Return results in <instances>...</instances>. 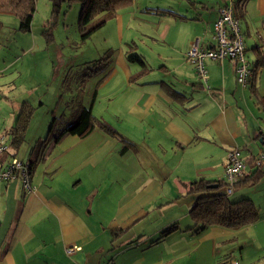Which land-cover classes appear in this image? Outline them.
<instances>
[{
  "label": "crops",
  "instance_id": "obj_1",
  "mask_svg": "<svg viewBox=\"0 0 264 264\" xmlns=\"http://www.w3.org/2000/svg\"><path fill=\"white\" fill-rule=\"evenodd\" d=\"M123 9L112 18L120 36L123 27L129 30L125 23L128 17L123 14L127 7ZM172 17L181 31H155L158 39L153 38L156 44L147 54L153 63L157 61V67L146 64L138 43L130 40L132 45H127V50L112 51L104 70L91 77L95 93L85 108L115 130L117 137L98 128L85 137L66 135L32 170L30 193L24 194L18 181L0 182V213L4 212L0 230L3 220L11 224L9 228L16 223L13 232L0 240V264H29L37 255L44 264H94L96 259L90 255L82 259L77 255V261H70L64 250L91 246L98 228L115 248L114 243L125 232L157 209H175V217L166 222L164 229L177 226L179 220L187 219L194 201V196H185L181 184L222 180L230 149H238L245 159L263 154L255 137L264 134V99L257 105L250 89L264 97V69L252 73L247 88H238L232 61L223 60L217 65L205 60L206 82L197 80L186 53L194 42L209 48L212 38L191 30L195 21L188 17ZM216 17L215 9L212 24H207L212 31ZM263 21L264 0H248L240 20L245 51L264 44ZM136 35L139 40L145 37L140 32ZM129 50L142 59L143 66L128 61ZM251 57L250 67L254 68V55ZM143 72V76L136 77ZM103 76L106 78L96 87ZM169 91L180 97L175 99ZM119 182L123 183L122 191L112 207V186ZM102 184L107 192L102 201L89 202V194H98ZM85 189L91 190L87 196L81 193ZM172 192L175 197H171ZM18 195L24 205L17 213ZM178 212L183 213L181 219ZM192 225L190 220L186 226ZM115 231L123 232L113 241ZM210 236L219 237L216 233ZM224 259L218 264H228ZM112 260V264H161L160 260L147 263L144 256L125 258L119 253Z\"/></svg>",
  "mask_w": 264,
  "mask_h": 264
},
{
  "label": "rangeland",
  "instance_id": "obj_2",
  "mask_svg": "<svg viewBox=\"0 0 264 264\" xmlns=\"http://www.w3.org/2000/svg\"><path fill=\"white\" fill-rule=\"evenodd\" d=\"M224 1L132 0L126 11L129 14L123 11L125 17H128L125 23L129 25V30L123 27L120 36L116 28L118 25L115 26L114 19H111L83 43L77 25L80 10L77 3L70 6L63 4L59 12L53 14L49 0H35V13L30 29L26 32L18 31V19L13 15L0 13V136L7 135L8 146L11 128L24 104L32 112L23 143L15 150L9 147L10 152L15 155L14 158L24 162L33 160V148L45 139L51 125L54 132H57L58 128H66L75 116L74 108L90 105L95 81L93 78H84L86 66H91L99 59L111 57V52L114 50H127V45H132L130 40H135L139 45L138 49L146 57V64L157 67V61L154 59L153 63L150 55H147L156 44L152 42L153 38L158 39L156 35L154 36L155 31L164 33L167 29H172L174 33H179L181 27H178V23H174L172 16L181 15L195 21L191 30L194 29L198 35L204 34V37L210 40L212 27L209 30L207 24H212L211 19L215 9L217 12V8L222 6ZM50 27L49 34L52 35V39L47 41L48 36L46 38L43 33ZM136 32H140L145 37L139 40ZM245 54L250 62L253 49L245 51ZM214 63L218 65L220 61ZM233 64L235 68V63ZM197 80L203 82L198 74ZM203 84L206 86V83ZM104 107L103 104L102 108ZM262 153L264 154V148ZM36 171L40 172V170ZM262 171L263 175L255 185L233 189V193L228 196L231 201L241 199L252 201L259 214V220L254 224L237 231L218 227L211 229L213 227L208 226L190 231L186 226L191 220L187 214L186 220H179L177 223L179 229L160 240L161 232L168 225L166 222L176 214L173 213L175 209L171 207L164 211L157 209L125 232V236L121 237L117 244L114 243L115 248H111L109 237L98 228L100 231H96V241L91 246L80 248L81 252L76 251L72 256L65 253V256L70 261H77V255L79 259L90 255L96 259L94 264H112L113 256L117 253L125 258L144 256L147 263L160 260L161 264H218L224 258L235 257L239 264H262L264 263V160ZM122 186V182L112 186L114 193L112 207L121 194ZM90 191L85 189L81 193L87 196ZM220 192L225 193V188ZM94 193L89 194V202L92 200L101 202L107 192H104L102 184L98 194ZM170 195L175 197L173 192ZM22 200L23 198L18 195L17 213L24 205ZM89 209L90 207L87 206L86 211ZM3 213H0V218ZM182 214L178 212L177 217L181 219ZM10 225L3 220L0 240L6 238L10 231L13 232L16 223H12L11 228ZM26 231L27 229H24V232ZM214 233L219 237L210 238L214 237L210 236ZM136 245L138 247L135 248ZM43 261L37 255L29 261V264H44Z\"/></svg>",
  "mask_w": 264,
  "mask_h": 264
},
{
  "label": "trees",
  "instance_id": "obj_3",
  "mask_svg": "<svg viewBox=\"0 0 264 264\" xmlns=\"http://www.w3.org/2000/svg\"><path fill=\"white\" fill-rule=\"evenodd\" d=\"M247 1L248 0H236L234 2V13L239 21L244 17L245 5ZM49 2L51 4L53 14L59 12L63 4L68 6L73 3L79 4L80 10L77 25L81 42L83 43L87 41L93 33L101 29L108 20H111L117 11L128 7L132 0H49ZM0 13L13 15L18 19V31L26 32L30 29L32 17L35 13V0H0ZM262 27L264 28V21L262 22ZM50 30L51 27L48 31L43 33L45 37L48 36V38L46 37L47 41H51L52 39V35L49 34ZM133 47L134 46L131 48ZM263 49L264 44L260 47L253 48V55L256 63L255 67L252 68L251 71L253 74L256 73L258 68L264 69ZM131 52L133 51L129 50L126 53V55H128V61L131 63H139L143 66L142 59L134 53L129 55ZM108 62L109 57H106L93 62L91 66H86L84 78L89 79L92 76L100 74L107 66ZM144 74L145 72L139 73L136 77H141ZM105 78L106 76H103L97 82L96 87H98ZM168 93H170L171 96H176L175 99L180 97L171 91ZM250 94L255 99L257 105L262 103L264 97L260 98L253 88L250 89ZM31 116L32 112L30 108L24 104L21 111L17 115L14 126L10 131L9 147L11 149L15 150L23 143L25 131ZM93 128H98L112 137L118 136L115 130L111 127L105 123L99 122L91 114L90 108L82 106L77 108L72 122L66 128L54 132L53 125H51L45 139L37 143L33 148V160L29 161L31 171L44 159L48 149L57 144L60 139L66 135L85 137L93 130ZM258 140H260V148H264V134H257L255 141ZM7 155L10 157L15 156L14 153L11 152ZM4 157H6V155H4ZM255 160L256 158L252 155H249L246 158L248 171L244 175L243 179L234 184L233 189L255 185L261 179L263 173L260 166L255 165ZM181 185L184 189L185 196H194V201L188 211V215L193 223L191 228H189L190 231L199 230L203 226L237 231L243 227L254 224L259 220L258 211L254 207L252 201L248 199L231 201L226 193L220 192L221 189L226 188L224 177L222 180L218 181L200 179L190 183H183ZM210 185H215L216 187H209ZM176 230L177 226L176 224H173L162 231L160 237H166ZM122 232H113V241L117 239ZM227 258L226 260L224 259V261L227 262L228 260L229 262L231 258Z\"/></svg>",
  "mask_w": 264,
  "mask_h": 264
},
{
  "label": "built area",
  "instance_id": "obj_4",
  "mask_svg": "<svg viewBox=\"0 0 264 264\" xmlns=\"http://www.w3.org/2000/svg\"><path fill=\"white\" fill-rule=\"evenodd\" d=\"M236 0H225V3L217 8V17L213 24L212 45L203 49L194 42L190 45L186 57L194 65L196 73L206 82L205 60L223 61L230 60L235 63L236 82L245 87L252 76V67L245 56L243 35L240 29V21L234 13V2ZM10 153L7 135L0 136V182L18 181L24 194L33 190L31 185V167L29 162L19 161L7 155ZM6 155V157H4ZM264 160L260 154L255 160V165L260 166ZM248 171L246 159L238 149H230L226 154L223 177L226 182L225 193H233V186L244 178ZM76 247L65 249L68 256H72ZM228 264H239L238 260L232 258Z\"/></svg>",
  "mask_w": 264,
  "mask_h": 264
},
{
  "label": "water",
  "instance_id": "obj_5",
  "mask_svg": "<svg viewBox=\"0 0 264 264\" xmlns=\"http://www.w3.org/2000/svg\"><path fill=\"white\" fill-rule=\"evenodd\" d=\"M209 187H216L215 185H210Z\"/></svg>",
  "mask_w": 264,
  "mask_h": 264
}]
</instances>
